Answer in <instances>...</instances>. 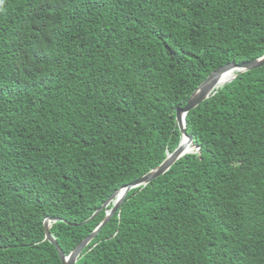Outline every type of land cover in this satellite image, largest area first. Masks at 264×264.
I'll return each instance as SVG.
<instances>
[{
	"label": "trees",
	"instance_id": "1",
	"mask_svg": "<svg viewBox=\"0 0 264 264\" xmlns=\"http://www.w3.org/2000/svg\"><path fill=\"white\" fill-rule=\"evenodd\" d=\"M264 56V0H0V264H62L179 146L176 109ZM200 151L131 190L77 264H264V67L187 114Z\"/></svg>",
	"mask_w": 264,
	"mask_h": 264
},
{
	"label": "water",
	"instance_id": "2",
	"mask_svg": "<svg viewBox=\"0 0 264 264\" xmlns=\"http://www.w3.org/2000/svg\"><path fill=\"white\" fill-rule=\"evenodd\" d=\"M264 67V56L262 58L256 59L254 61L246 62L241 65H236L231 63L229 65L223 66L215 71H213L208 78L194 91L192 96L187 102L185 108L176 109V122L180 131L182 133V139L178 148L171 154H169L166 160L156 169L149 172L147 175L143 176L139 180L135 181L131 185H128L116 193H114L98 210L90 220L96 218L101 211L112 205V209L106 214L104 220L99 224V226L94 230V232L83 240L71 253L66 256L56 239L51 234V227L54 223L59 222V219L47 218L44 223L45 227V241L53 244L60 256L62 264H77L81 259L83 251L93 242L98 233L103 229V227L109 222L111 217L119 210L120 206L124 202L128 193L136 188L144 187L149 185L152 181L158 179L159 177L165 175L180 159L186 155L193 154L196 151H200L194 145L193 137L187 134V123L186 117L189 112L196 109L203 102L211 98V96L220 87L231 83L235 80L238 74L250 72L256 69ZM192 146V148H190Z\"/></svg>",
	"mask_w": 264,
	"mask_h": 264
},
{
	"label": "bare ground",
	"instance_id": "3",
	"mask_svg": "<svg viewBox=\"0 0 264 264\" xmlns=\"http://www.w3.org/2000/svg\"><path fill=\"white\" fill-rule=\"evenodd\" d=\"M190 148H192V146Z\"/></svg>",
	"mask_w": 264,
	"mask_h": 264
}]
</instances>
